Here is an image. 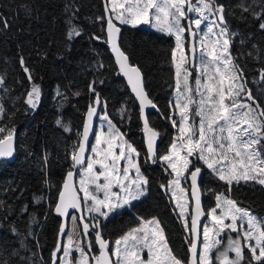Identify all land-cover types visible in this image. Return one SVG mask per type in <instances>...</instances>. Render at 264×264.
<instances>
[{
  "label": "trees",
  "instance_id": "trees-1",
  "mask_svg": "<svg viewBox=\"0 0 264 264\" xmlns=\"http://www.w3.org/2000/svg\"><path fill=\"white\" fill-rule=\"evenodd\" d=\"M225 7L234 64L264 120V0H213ZM109 0H0V138L17 136V156L0 163V264H59L66 209L60 203L65 176L74 167L86 110L97 95L126 139L139 152L147 193L98 223L111 241L156 219L181 262L191 236L169 192L170 168L160 158L176 135L172 108L177 73L172 32L121 24V47L143 73L158 110L147 118L156 141L149 159L141 106L118 68L106 37ZM195 84V82H192ZM39 85L37 95L32 90ZM174 112V113H173ZM173 114V115H172ZM207 211L223 192L264 218V185L256 179L228 183L197 161ZM78 172V171H77ZM190 222V215H188ZM93 258L98 252L89 234ZM240 264H264L246 247Z\"/></svg>",
  "mask_w": 264,
  "mask_h": 264
},
{
  "label": "rangeland",
  "instance_id": "rangeland-1",
  "mask_svg": "<svg viewBox=\"0 0 264 264\" xmlns=\"http://www.w3.org/2000/svg\"><path fill=\"white\" fill-rule=\"evenodd\" d=\"M109 3L112 19L120 25L146 26L176 37L172 109L179 123L174 118V141L160 159L171 170L169 192L190 236L188 174L195 167L191 157L229 184L256 179L264 185V120L242 83L229 31L220 25V9L213 0ZM189 18L199 33L196 51L186 45ZM32 90L37 95L39 85ZM103 108L88 162L77 172L85 216L95 230L99 221L147 193L139 152ZM61 247L59 264H93L90 236L83 233L76 213L68 220ZM244 247L256 258L264 257V218L219 192L203 226L200 264H240ZM111 249L116 264H185L170 251L156 219H143L114 240Z\"/></svg>",
  "mask_w": 264,
  "mask_h": 264
},
{
  "label": "water",
  "instance_id": "water-1",
  "mask_svg": "<svg viewBox=\"0 0 264 264\" xmlns=\"http://www.w3.org/2000/svg\"><path fill=\"white\" fill-rule=\"evenodd\" d=\"M225 7L221 6L219 10V23L226 25ZM190 20V18H189ZM121 25L114 19H109L106 23V37L110 45V50L114 56L116 64L122 75L125 77L133 95L136 97L141 106V115L145 127L148 131L147 141L149 149V159L151 163L155 162L156 156V141L151 132V127L148 122V110H158L157 105L152 101L145 88L144 76L140 68L133 64L127 53L121 47ZM188 34L190 46L193 50L197 47V31L193 25L189 24ZM104 106V100L101 95H97L94 102L86 110L83 127L78 142V146L74 153V167L65 176L64 182L60 191L61 206L66 209L65 221L61 231V236L66 229V222L73 213H76L80 221L81 227L85 230H90L88 219L85 216L83 199L81 191L77 183V171L84 167L88 162L91 145L96 135L97 124L101 109ZM159 111V110H158ZM17 156V136L16 134H8L0 138V163L3 160L12 161ZM204 174V169L201 166H195L190 169L188 174L189 191L191 197V213H190V236L191 243L189 244V256L186 264H200V250L202 243L203 226L208 216L207 208L205 207L204 194L201 186V178ZM95 242L98 247V252L93 258V264H116L112 254L111 241L104 237L101 230L95 232Z\"/></svg>",
  "mask_w": 264,
  "mask_h": 264
},
{
  "label": "flooded vegetation",
  "instance_id": "flooded-vegetation-1",
  "mask_svg": "<svg viewBox=\"0 0 264 264\" xmlns=\"http://www.w3.org/2000/svg\"><path fill=\"white\" fill-rule=\"evenodd\" d=\"M190 5V4H189ZM216 6L218 7V9H220L221 8V6L219 7L217 4H216ZM219 14V13H218ZM219 16V15H218ZM219 19V18H218ZM226 23H227V21H226ZM189 24H190V22H189V19H187V23H186V25H187V32H186V45L187 46H189V48L192 50V51H196L197 50V47H196V49L195 50H193L192 48H191V46H190V40H189V36H190V34H188V31H189ZM193 25V24H192ZM227 25V24H226ZM193 28H195L194 26H193ZM196 29V28H195ZM197 31V30H196ZM198 35H199V33H198V31H197V38H198ZM194 57V56H193ZM99 230V226L97 227V230H95V229H93V228H91L90 230H85V229H83L82 228V231H83V233H85V234H90V233H93V235H95V232L96 231H98Z\"/></svg>",
  "mask_w": 264,
  "mask_h": 264
}]
</instances>
